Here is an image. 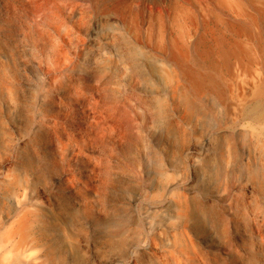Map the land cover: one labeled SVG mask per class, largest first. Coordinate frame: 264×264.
Instances as JSON below:
<instances>
[{
	"label": "bare ground",
	"instance_id": "obj_1",
	"mask_svg": "<svg viewBox=\"0 0 264 264\" xmlns=\"http://www.w3.org/2000/svg\"><path fill=\"white\" fill-rule=\"evenodd\" d=\"M79 1H0L6 13L21 11L26 20L18 40L39 52L43 67L42 81L21 104L11 66L0 65V101L13 102L25 118L22 143L5 152L0 112V159L6 155L9 162L0 168V264H76L83 246L91 255L87 264H214L199 246L204 229L228 242L218 264H230V257L235 264H264V104L230 119L213 73L191 69L200 65L196 54L189 65L182 53L147 48L111 11L97 18L92 11L91 31L80 34L91 4ZM63 9L71 18L77 10L72 27L60 17ZM44 10L57 20H40ZM0 36L11 39L3 27ZM221 48L228 63L230 49ZM210 63L217 72V62ZM120 87L128 91L121 101ZM261 97L264 81L252 99ZM112 111L135 126L126 134L133 169L147 165L154 172L132 198L143 202L140 228L102 218L114 186L101 177L100 148L121 132ZM149 123L162 128L160 148L148 138ZM196 130L205 131V143L186 147ZM190 169L215 190L205 198L173 193ZM82 224L105 225L98 243L79 240ZM246 226L245 239L239 230Z\"/></svg>",
	"mask_w": 264,
	"mask_h": 264
},
{
	"label": "rangeland",
	"instance_id": "obj_2",
	"mask_svg": "<svg viewBox=\"0 0 264 264\" xmlns=\"http://www.w3.org/2000/svg\"><path fill=\"white\" fill-rule=\"evenodd\" d=\"M14 2L17 3V1ZM79 3L91 4L88 6L89 13L84 19L88 21V24L76 29V32L80 34L90 32L91 25L96 18L111 11L118 15L123 23L134 27L135 33L139 35L140 39L142 38L141 41L147 45V48L155 51L182 53L189 65H191L189 62L192 59L191 55L196 54L200 59V65L199 67L191 65V69L196 72L201 66L202 70L204 69L210 74L213 73L216 84L223 94L230 119L244 113L255 104H264V97L258 101L252 99L254 89L264 81V19L261 16V12H264V0H81ZM19 11L17 7L12 8L10 13L0 9V27H3L11 35V39L8 38L5 41L0 36V65L8 63L11 66L10 72L17 88L16 97L21 104H24L27 103L33 88H36L42 81L41 69L43 67L37 64L35 57L39 52L21 44L18 40L19 27L25 19ZM92 11L94 12L93 16H97L96 18L91 16ZM76 12L75 9L73 18L67 9H63L59 14L71 26L77 21L75 20L78 15ZM46 14L41 15L39 19L57 20L56 17L50 18L48 12ZM19 19L21 21H17ZM191 42L193 43L191 44ZM220 47H222L221 49H230L232 57L228 63L221 60ZM206 52H209L208 55H205ZM71 54L70 56H72ZM211 61L217 62V72L212 71ZM127 92L124 87L119 88L118 98L120 101L123 100V96ZM106 94L101 90L100 96L104 101ZM13 104L11 101H0V112L5 117V130L7 131V136L4 138L5 152L11 149L9 146L21 144L20 141L24 137L23 111L21 108H15ZM79 111L80 109L77 108L78 114ZM112 113L121 132L118 137L110 135L111 137L109 136L110 138L106 140L107 144L100 148L101 177L112 181L114 186L109 189L107 211L102 218L105 219V222L112 218L117 219L122 228H126L132 223H136L140 228L142 222L138 216L143 202L141 200L133 201L132 198L139 185L146 186L154 180V172L147 165L143 167L144 171L138 172L133 169L131 153L126 149V134L133 131L135 126L129 124L125 116L118 117L113 111ZM145 126V130L153 134L148 136L153 146L160 148L159 134L162 128L150 123ZM204 133L205 131L196 130L189 138L186 147L198 149V146H202ZM87 153L97 154L91 151ZM8 164L7 156L3 155L0 159V168H5ZM176 169L183 171V168L176 167ZM132 172H138L137 180L129 183ZM87 176L90 175L87 174ZM206 181L200 179L195 170L190 169L175 185L173 193L205 198L216 188L213 181L209 183ZM39 197L44 200L45 195L40 193ZM74 226L71 225L72 230H75ZM82 226L79 240L82 239L88 244L98 243L100 235H104L99 234V230L105 225L98 224L93 227L96 228L94 230L89 225L82 224ZM239 231V235L246 239L248 227H242ZM201 237L200 249L202 248V252L209 257L211 262L218 264L221 258H225L222 252H225L228 242L216 238L211 231L205 229ZM233 240H237L236 236ZM81 243L83 244V242ZM81 248L83 249L81 260L76 264H87L91 260V255L86 251L85 246ZM229 263L235 264V261L230 257Z\"/></svg>",
	"mask_w": 264,
	"mask_h": 264
}]
</instances>
